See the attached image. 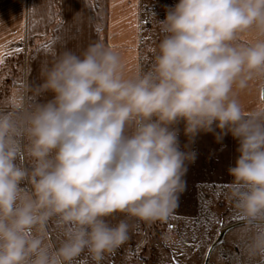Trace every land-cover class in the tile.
Instances as JSON below:
<instances>
[{"label": "clouds", "instance_id": "clouds-1", "mask_svg": "<svg viewBox=\"0 0 264 264\" xmlns=\"http://www.w3.org/2000/svg\"><path fill=\"white\" fill-rule=\"evenodd\" d=\"M153 17L147 70L102 40L62 42L0 103V264H102L131 220L174 214L201 134L236 141L234 264H264V100H240L264 84V0H178Z\"/></svg>", "mask_w": 264, "mask_h": 264}, {"label": "crops", "instance_id": "crops-1", "mask_svg": "<svg viewBox=\"0 0 264 264\" xmlns=\"http://www.w3.org/2000/svg\"><path fill=\"white\" fill-rule=\"evenodd\" d=\"M48 0L45 6L43 0H29L27 19L25 20V2L13 12L1 9L0 30L10 29L7 26L8 13H13L15 27L7 33L0 34V61L12 53L13 46L22 44L25 39V30L28 38L33 41L47 36L43 45H37L33 52V61L39 76V64L47 58L50 49H59L62 42H67V47L76 51L77 46L85 47L90 41L102 40L106 44L118 47L128 62V68L147 70L151 63L149 58V29L144 23V5L173 6L178 0ZM5 16V17H4ZM150 25V24H149ZM154 25V24H153ZM152 26V25H151ZM157 27V26H156ZM5 31V30H4ZM14 31V33H12ZM12 33V34H10ZM10 35V36H9ZM147 35V36H146ZM159 37V38H158ZM158 43L162 34H158ZM37 81L38 78H37ZM264 84L253 83L248 90L241 93L240 100L246 108H252L261 99ZM51 98V94L47 95ZM181 141H184L181 135ZM222 145L215 142L211 134H201L193 147L198 152L196 162L188 166L186 174V190L179 199V206L183 212L175 214L177 224L187 216L186 208H199L206 205V201L213 197L225 196V185L232 179L227 168L234 163L237 155L236 141L229 135L225 137Z\"/></svg>", "mask_w": 264, "mask_h": 264}, {"label": "rangeland", "instance_id": "rangeland-1", "mask_svg": "<svg viewBox=\"0 0 264 264\" xmlns=\"http://www.w3.org/2000/svg\"><path fill=\"white\" fill-rule=\"evenodd\" d=\"M56 1L58 4V0ZM24 2L26 20L29 0H24ZM43 2L47 6L48 0H43ZM18 6H21V0H0V18L3 13L1 9L6 8L9 12L11 10L15 12L14 9ZM143 7L145 27L149 29L146 33L148 36H146L150 39L152 36V42L149 43L147 50L150 53L149 58L152 60V49L157 47L155 43H157L160 33L156 27L153 13L156 14L157 19H163L169 6L145 3ZM5 18L8 20L7 26L10 29H4L5 31L1 29V35L9 32L16 25H12L16 18L13 13H8ZM2 23L0 21V25ZM24 33L25 39L22 44L18 43L17 46L9 48L12 53L1 60L0 103L10 99L29 81L39 82L37 81L38 71L33 68V52L37 45L46 43L47 36L31 41L26 30ZM185 210L187 216L182 220V223L177 224V230L172 232L167 230V224L171 220H176L175 214L183 212L182 208H176L174 214L167 221L148 224L142 221L137 222L135 219L131 220L133 228L129 233L130 238L114 254L106 255L102 264H203L210 245L218 238L224 227L237 222L236 217L233 215L231 203L224 197H213L206 201L205 206L186 208ZM115 215L116 219H112V223L125 218L123 213ZM232 231L227 233L223 242L215 248L209 264H234V257L239 253L240 248L237 246L235 237L231 234ZM165 236H171L173 241H179V245L175 243L166 245Z\"/></svg>", "mask_w": 264, "mask_h": 264}, {"label": "water", "instance_id": "water-1", "mask_svg": "<svg viewBox=\"0 0 264 264\" xmlns=\"http://www.w3.org/2000/svg\"><path fill=\"white\" fill-rule=\"evenodd\" d=\"M236 223L228 225L220 231L218 238L210 245V247L206 253V257H205L203 264H209L213 251L215 250L216 247H218L223 242L227 233H229L231 230H233V228L236 226Z\"/></svg>", "mask_w": 264, "mask_h": 264}, {"label": "built area", "instance_id": "built-area-1", "mask_svg": "<svg viewBox=\"0 0 264 264\" xmlns=\"http://www.w3.org/2000/svg\"><path fill=\"white\" fill-rule=\"evenodd\" d=\"M167 230L168 231H176L177 230V221L176 220H171L167 224Z\"/></svg>", "mask_w": 264, "mask_h": 264}, {"label": "snow or ice", "instance_id": "snow-or-ice-1", "mask_svg": "<svg viewBox=\"0 0 264 264\" xmlns=\"http://www.w3.org/2000/svg\"><path fill=\"white\" fill-rule=\"evenodd\" d=\"M19 51V49H17ZM2 63V61H0ZM261 99H264V92L261 93Z\"/></svg>", "mask_w": 264, "mask_h": 264}]
</instances>
